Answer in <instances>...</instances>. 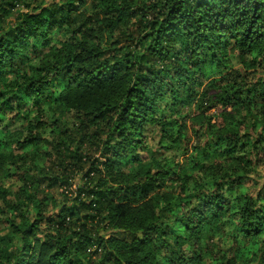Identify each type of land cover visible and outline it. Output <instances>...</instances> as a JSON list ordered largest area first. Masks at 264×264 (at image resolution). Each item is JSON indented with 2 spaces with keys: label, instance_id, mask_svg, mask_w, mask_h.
Returning <instances> with one entry per match:
<instances>
[{
  "label": "trees",
  "instance_id": "obj_1",
  "mask_svg": "<svg viewBox=\"0 0 264 264\" xmlns=\"http://www.w3.org/2000/svg\"><path fill=\"white\" fill-rule=\"evenodd\" d=\"M262 139L264 0H0V264H264Z\"/></svg>",
  "mask_w": 264,
  "mask_h": 264
},
{
  "label": "rangeland",
  "instance_id": "obj_2",
  "mask_svg": "<svg viewBox=\"0 0 264 264\" xmlns=\"http://www.w3.org/2000/svg\"><path fill=\"white\" fill-rule=\"evenodd\" d=\"M16 8L17 9H19V8L21 9L22 6H17ZM17 9L9 11L6 14L5 18L14 17ZM45 50H47V47L42 48V51H45ZM38 55H39V51H31L29 53V59L30 60L27 61V63H32ZM212 72L213 73L209 72L208 77L204 81V83H206V81L207 82L210 81L213 78V76L215 74V70H213ZM163 107H164V103L161 105V108H163ZM168 108L169 107H167L166 110H168ZM184 109H192V106H186ZM204 109H205L206 113L209 114L212 117L213 121H219L218 118H217V114L219 113V111L221 109L219 105L211 107V104H208L207 106L204 107ZM12 125H14V124H12ZM48 131H49L48 129H45L44 133H47ZM144 135L147 137L146 140H147V142L149 141L150 146L152 148L156 147L157 140H155V139L158 138L157 133H155V138H153V136L150 134V130L147 128V130L145 131ZM148 135H149V137H148ZM193 140H194V138L191 139L190 142L187 144L188 147H190L191 142ZM262 140H263L262 142L264 143V139H262ZM28 147H26V148H28ZM174 149L175 148L172 147V148H169L168 150H166V156H168V158H167L168 161H172L171 162V166H170L171 169L179 170V169H181L183 167V165L186 163V161L189 160V159H187L189 155L187 153L186 154L181 153V149H180V151H177V150H174ZM28 150H31V148H28ZM19 152H21V151H19ZM138 153H143V151H138ZM125 162L127 164L129 163L128 166L129 165L130 166H135L137 164V162L130 163L131 162L130 158L126 159ZM27 164H30V163H27ZM169 177L170 178L173 177V174H171ZM252 179H253V181L246 182L244 184V186L248 187V189H252V193H254V192L259 190L264 185V161H262L260 164L257 165L256 171L253 173ZM15 183H16L15 180L10 178V179H8L6 181V185L5 186H11V185H13ZM258 256H261V253H259ZM251 263L252 264H258L259 263V257L256 258L255 261H252Z\"/></svg>",
  "mask_w": 264,
  "mask_h": 264
}]
</instances>
